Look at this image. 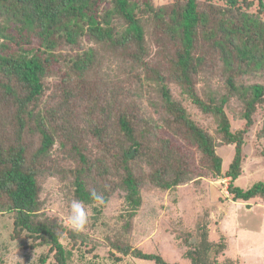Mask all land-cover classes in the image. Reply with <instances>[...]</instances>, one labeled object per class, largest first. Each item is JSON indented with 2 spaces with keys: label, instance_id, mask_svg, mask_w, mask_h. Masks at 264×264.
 <instances>
[{
  "label": "trees",
  "instance_id": "trees-1",
  "mask_svg": "<svg viewBox=\"0 0 264 264\" xmlns=\"http://www.w3.org/2000/svg\"><path fill=\"white\" fill-rule=\"evenodd\" d=\"M263 110L264 0H0V214L46 249L35 264H180L137 245L146 196L180 205L182 186L223 177L234 201H264L263 180L236 183ZM52 178L59 195L42 198ZM73 198L82 233L65 222ZM176 211L192 264H238L206 218Z\"/></svg>",
  "mask_w": 264,
  "mask_h": 264
},
{
  "label": "rangeland",
  "instance_id": "rangeland-1",
  "mask_svg": "<svg viewBox=\"0 0 264 264\" xmlns=\"http://www.w3.org/2000/svg\"><path fill=\"white\" fill-rule=\"evenodd\" d=\"M256 120L255 126L247 134L243 173L236 180V183L244 188L257 181H264V138L257 135L264 123V110L257 114ZM232 148L229 146L222 150V153L227 155V161L233 156ZM196 162L200 164L197 159ZM228 183L229 178L210 177L203 179L199 188L191 184L184 185L178 193L182 198L180 205L172 203L171 194L160 198L154 193H149L136 223L137 245L146 252L160 253L171 262L192 264L191 260L184 257L187 247H181L172 231L173 221L175 223L177 218L175 212L173 214L170 212L177 210L179 215L181 212L184 215L194 214L195 224H199V220L206 218L211 239L220 240L221 235L226 237L228 248L221 256L222 260L231 257L238 264H264V201L261 198L234 201L228 191ZM50 195H59L56 178L50 179L45 184L42 198ZM197 198L201 201L199 207ZM118 203L119 197L114 195L110 208H114ZM62 205V202L52 203L45 209L51 214H66ZM201 208L202 212L197 214ZM65 222L68 225V216L65 217ZM12 226L13 219L9 214H0V256L7 264H35L46 249L28 247L30 241L23 236L12 239ZM92 246H94V240H91L85 249L88 250ZM96 251L103 256L109 254L104 246ZM126 260L124 258V261L119 264H126ZM131 260H134L135 264H156L146 259L131 258Z\"/></svg>",
  "mask_w": 264,
  "mask_h": 264
},
{
  "label": "clouds",
  "instance_id": "clouds-1",
  "mask_svg": "<svg viewBox=\"0 0 264 264\" xmlns=\"http://www.w3.org/2000/svg\"><path fill=\"white\" fill-rule=\"evenodd\" d=\"M90 197L97 206L105 204L103 195L94 189L90 192ZM89 222V209L85 202L73 198L69 204L68 227L74 232L82 233L86 231Z\"/></svg>",
  "mask_w": 264,
  "mask_h": 264
},
{
  "label": "water",
  "instance_id": "water-1",
  "mask_svg": "<svg viewBox=\"0 0 264 264\" xmlns=\"http://www.w3.org/2000/svg\"><path fill=\"white\" fill-rule=\"evenodd\" d=\"M132 155V154H131Z\"/></svg>",
  "mask_w": 264,
  "mask_h": 264
}]
</instances>
